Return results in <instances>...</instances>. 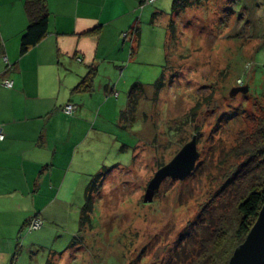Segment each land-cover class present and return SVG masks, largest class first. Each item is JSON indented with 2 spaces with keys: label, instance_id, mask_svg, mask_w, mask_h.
<instances>
[{
  "label": "rangeland",
  "instance_id": "rangeland-1",
  "mask_svg": "<svg viewBox=\"0 0 264 264\" xmlns=\"http://www.w3.org/2000/svg\"><path fill=\"white\" fill-rule=\"evenodd\" d=\"M163 2L170 10L172 0ZM196 6L187 12L193 16L177 18L168 64L163 55L146 54L138 62L129 85L141 81L145 91L133 100L128 126L117 124L110 151L101 155L100 171L106 172L91 189V212L78 242L65 247L63 234V245L51 251L52 234L44 241L48 247H21L14 264H176L173 255L183 232L198 222L194 235L210 232L230 202L218 193L242 161L234 150L239 136L255 131L264 115V26L239 24L243 10L222 0H200ZM163 64L165 84L157 86ZM246 83L247 93L231 95ZM117 91L128 104L126 91ZM194 135L200 151L195 170L185 179L166 178L146 202L156 172Z\"/></svg>",
  "mask_w": 264,
  "mask_h": 264
},
{
  "label": "crops",
  "instance_id": "crops-1",
  "mask_svg": "<svg viewBox=\"0 0 264 264\" xmlns=\"http://www.w3.org/2000/svg\"><path fill=\"white\" fill-rule=\"evenodd\" d=\"M25 1L0 0V123L6 134L0 142V264H14L21 247H48L44 241L52 234L51 251L63 245V234H80L101 155L110 151L117 124L128 126L122 113L138 62L146 54L167 60L177 18L193 16L187 12L199 7L176 0L170 10L162 0H47L48 32L21 53L29 25ZM222 3L243 10L239 24L264 26V0ZM233 13L235 7L227 25ZM93 72L90 84L77 89ZM118 88L126 91L128 104ZM69 102L77 105L70 114L63 109ZM37 217L43 226L29 229ZM67 239L68 248L73 244Z\"/></svg>",
  "mask_w": 264,
  "mask_h": 264
},
{
  "label": "trees",
  "instance_id": "trees-1",
  "mask_svg": "<svg viewBox=\"0 0 264 264\" xmlns=\"http://www.w3.org/2000/svg\"><path fill=\"white\" fill-rule=\"evenodd\" d=\"M199 1L176 0L175 2L188 6L195 5ZM25 5L29 25L21 38V53L27 52L42 40L48 32L50 19L47 0H26ZM172 32V37H176L175 29ZM170 47L171 41L168 45L167 64ZM166 68L167 65L164 66V71L156 82L157 86L165 84ZM94 74L95 72L91 74L90 79H84L77 89L87 87ZM144 91L143 83L139 81L134 83L130 91L128 108L122 113L125 120H131L133 100L135 97H142ZM239 138L234 150L238 159L242 161L234 164L226 184L218 193L222 198L228 196L230 202L213 220L210 232L206 236L194 235L195 231L199 230V222L181 234L173 255L176 264H228L234 250L245 240L256 222L264 204V115L260 117L255 131L249 133L242 131ZM105 172L104 168L97 173L89 186V195L81 213V229L91 212V189ZM76 239L77 236L73 238L71 244L78 242Z\"/></svg>",
  "mask_w": 264,
  "mask_h": 264
},
{
  "label": "water",
  "instance_id": "water-1",
  "mask_svg": "<svg viewBox=\"0 0 264 264\" xmlns=\"http://www.w3.org/2000/svg\"><path fill=\"white\" fill-rule=\"evenodd\" d=\"M250 90L249 83L234 87L231 95L239 92L247 93ZM200 156L198 137L194 135L172 158L156 172L148 184L145 201L150 202L155 198L162 182L168 178H187L196 168ZM228 264H264V204L258 218L249 231L245 240L234 250Z\"/></svg>",
  "mask_w": 264,
  "mask_h": 264
},
{
  "label": "built area",
  "instance_id": "built-area-1",
  "mask_svg": "<svg viewBox=\"0 0 264 264\" xmlns=\"http://www.w3.org/2000/svg\"><path fill=\"white\" fill-rule=\"evenodd\" d=\"M155 0H145V4L146 3H154ZM125 36H128V32L124 33ZM5 60L7 62V67H10V63H8V58L5 57ZM1 83L9 86V87H13L14 86V81L12 79H8V78H1ZM64 111L66 113H73L75 112V110L77 109V105L73 102H69L68 104L65 105V107L63 108ZM6 137V134L4 132V128H3V124L0 123V142L3 141ZM43 219H41L40 217L35 218L30 224H29V229H36V228H40L41 226H43Z\"/></svg>",
  "mask_w": 264,
  "mask_h": 264
}]
</instances>
